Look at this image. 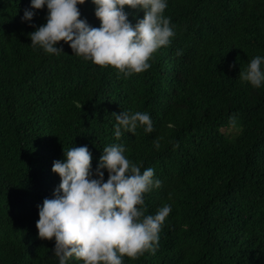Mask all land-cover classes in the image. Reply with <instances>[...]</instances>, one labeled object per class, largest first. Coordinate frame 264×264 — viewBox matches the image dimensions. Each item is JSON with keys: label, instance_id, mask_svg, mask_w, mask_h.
Wrapping results in <instances>:
<instances>
[{"label": "trees", "instance_id": "16d2710c", "mask_svg": "<svg viewBox=\"0 0 264 264\" xmlns=\"http://www.w3.org/2000/svg\"><path fill=\"white\" fill-rule=\"evenodd\" d=\"M30 7L0 0V264H59L55 239L36 226L38 205L60 184L53 162L87 145L95 170L113 143L163 181L144 194L145 213L172 205L154 249L124 264H264V85L240 75L264 55V0H168L175 35L131 75L63 40L59 54L34 47L29 34L48 9L22 20ZM78 7L100 26L92 0ZM125 10L133 25L144 14ZM122 111L149 112L153 130L116 137Z\"/></svg>", "mask_w": 264, "mask_h": 264}, {"label": "clouds", "instance_id": "9594fccd", "mask_svg": "<svg viewBox=\"0 0 264 264\" xmlns=\"http://www.w3.org/2000/svg\"><path fill=\"white\" fill-rule=\"evenodd\" d=\"M84 2L31 0L22 20L31 22L36 9H48L46 23L29 34L31 44L59 54L63 49L57 42L63 40L84 60L131 75L148 69L152 55L175 35L171 17L164 14L168 0H92L98 27L81 18L78 5ZM125 5L143 11L135 25ZM240 75L254 87L264 85V55L252 58ZM115 117L116 137L124 134L122 129L135 132L143 125L151 132L154 127L147 111H122ZM125 151L123 143L106 146L95 170L87 145L72 146L64 150V159L53 162L60 184L52 197L38 205L36 226L40 238L55 239L59 264H68L73 256L82 264H124L125 256L134 258L154 249L172 205H162L155 214L145 213L144 194L163 181L155 176L154 167L142 171Z\"/></svg>", "mask_w": 264, "mask_h": 264}, {"label": "rangeland", "instance_id": "374dc122", "mask_svg": "<svg viewBox=\"0 0 264 264\" xmlns=\"http://www.w3.org/2000/svg\"><path fill=\"white\" fill-rule=\"evenodd\" d=\"M231 131H232L231 129H228V130H224L223 132H224L225 134H226V133L229 134V133H231ZM229 135L232 136L233 134L231 133V134H229Z\"/></svg>", "mask_w": 264, "mask_h": 264}]
</instances>
